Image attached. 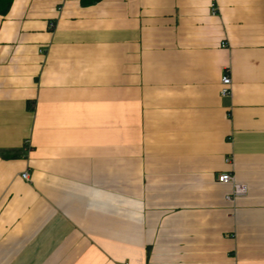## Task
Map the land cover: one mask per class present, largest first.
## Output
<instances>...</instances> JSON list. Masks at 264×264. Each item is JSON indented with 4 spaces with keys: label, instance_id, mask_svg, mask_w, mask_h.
<instances>
[{
    "label": "crops",
    "instance_id": "obj_1",
    "mask_svg": "<svg viewBox=\"0 0 264 264\" xmlns=\"http://www.w3.org/2000/svg\"><path fill=\"white\" fill-rule=\"evenodd\" d=\"M0 264H264V0H13Z\"/></svg>",
    "mask_w": 264,
    "mask_h": 264
},
{
    "label": "built area",
    "instance_id": "obj_2",
    "mask_svg": "<svg viewBox=\"0 0 264 264\" xmlns=\"http://www.w3.org/2000/svg\"><path fill=\"white\" fill-rule=\"evenodd\" d=\"M211 7L213 13H216L218 10L216 3L213 2ZM232 84H233V80L231 74L229 70H226L221 77V90H220L221 95L231 96L233 94ZM227 160L229 161V159ZM23 178L29 180V174L27 172H24ZM217 180L220 183L232 184L233 186L232 192L227 195V199L230 201H235L238 197L247 194L248 191L247 185L237 182L233 172L228 171V172L219 173L217 176Z\"/></svg>",
    "mask_w": 264,
    "mask_h": 264
},
{
    "label": "trees",
    "instance_id": "obj_3",
    "mask_svg": "<svg viewBox=\"0 0 264 264\" xmlns=\"http://www.w3.org/2000/svg\"><path fill=\"white\" fill-rule=\"evenodd\" d=\"M99 1L101 0H81L84 5H91ZM12 4L13 0H0V14L6 15L11 9Z\"/></svg>",
    "mask_w": 264,
    "mask_h": 264
}]
</instances>
